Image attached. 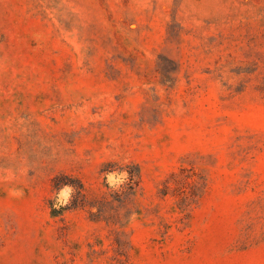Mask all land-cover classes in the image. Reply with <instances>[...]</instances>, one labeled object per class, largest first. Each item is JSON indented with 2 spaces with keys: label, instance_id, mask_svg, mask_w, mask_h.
Returning a JSON list of instances; mask_svg holds the SVG:
<instances>
[{
  "label": "rangeland",
  "instance_id": "rangeland-1",
  "mask_svg": "<svg viewBox=\"0 0 264 264\" xmlns=\"http://www.w3.org/2000/svg\"><path fill=\"white\" fill-rule=\"evenodd\" d=\"M0 264H264V0H0Z\"/></svg>",
  "mask_w": 264,
  "mask_h": 264
}]
</instances>
